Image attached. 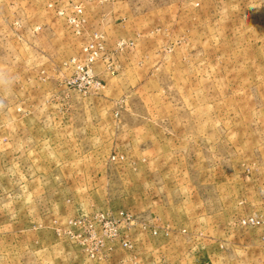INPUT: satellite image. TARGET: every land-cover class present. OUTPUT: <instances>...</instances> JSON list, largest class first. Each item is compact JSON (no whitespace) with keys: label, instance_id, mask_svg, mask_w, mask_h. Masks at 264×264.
<instances>
[{"label":"rangeland","instance_id":"rangeland-1","mask_svg":"<svg viewBox=\"0 0 264 264\" xmlns=\"http://www.w3.org/2000/svg\"><path fill=\"white\" fill-rule=\"evenodd\" d=\"M0 264H264V0H0Z\"/></svg>","mask_w":264,"mask_h":264},{"label":"built area","instance_id":"built-area-1","mask_svg":"<svg viewBox=\"0 0 264 264\" xmlns=\"http://www.w3.org/2000/svg\"><path fill=\"white\" fill-rule=\"evenodd\" d=\"M257 222L259 223V221L254 216L248 217L246 220L245 219L243 220V223L246 224L257 223Z\"/></svg>","mask_w":264,"mask_h":264}]
</instances>
